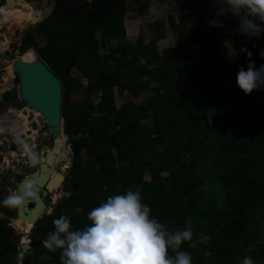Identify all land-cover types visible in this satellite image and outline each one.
<instances>
[{"label":"trees","instance_id":"trees-1","mask_svg":"<svg viewBox=\"0 0 264 264\" xmlns=\"http://www.w3.org/2000/svg\"><path fill=\"white\" fill-rule=\"evenodd\" d=\"M171 1L178 22L147 24L176 36L171 57L141 37L99 55L126 36V12L147 14L146 0H53L39 24L46 43L24 33L19 58L34 49L61 81L63 132L86 137L69 140V175L23 264H264V0ZM229 40L242 78L230 85ZM72 69L88 79L77 103ZM115 90L130 94L118 108ZM18 238L0 221V264H17Z\"/></svg>","mask_w":264,"mask_h":264},{"label":"rangeland","instance_id":"rangeland-1","mask_svg":"<svg viewBox=\"0 0 264 264\" xmlns=\"http://www.w3.org/2000/svg\"><path fill=\"white\" fill-rule=\"evenodd\" d=\"M28 2H36V0H31V1H28V0H0V7L7 6L9 8H16V9H19L20 12L30 17V21L23 24V26H21L20 28L19 27L10 28V29H6V31L0 30V42L4 40L8 41V43L0 46V119L13 120L14 124H16L17 127H20V122H21L23 131H20V132L22 133L24 132L26 134L25 135L23 133L22 137L18 139H13L14 142L11 146V150L6 149L0 153V170L3 169L2 171H0L1 177H3V178H0V180L3 179L1 184H3L2 188L6 191L4 193H1L0 195V209L13 208V205H15L14 202L16 198L11 197L9 199V196L10 194H12L13 196L14 189L12 186L15 185V183L16 184L18 183V180L16 179L15 176L17 173L22 175L30 171L28 170V167H25L27 166V164L25 163L24 160L28 155L26 153L25 148L21 144H24L26 146L28 144V147L32 148V147H35V143L38 140H42L46 137L45 127L41 125L40 123L38 124L37 131L30 129V127L28 126V124L30 123L27 120V115L30 112L28 109L22 107V109L17 110L16 114L12 112L11 114L9 113L10 109H15L16 107L18 108L23 105L19 101V98H18V94H19L18 93V81L16 79V76L13 73V70H10V65L13 63V61L18 59L21 55L17 48L20 38L23 36V34L26 31H30L35 36V39L39 46H42L43 44L46 43V40H48V37L45 34H43L41 31H39L40 29L39 24L43 19H45L48 16V14L50 13L53 7V3L50 4V1H48L46 5L36 4L37 6H34L35 9H33L32 6H30ZM147 2H148L147 14L140 15V17L138 16L136 18L133 17L135 21L133 23H127V27L125 28L126 36L121 39H113L107 43L106 47H101L99 50V55L101 57L111 52L114 49L116 43L123 42V43H128L129 45H134L138 37H139V40L141 37L143 44H146L148 43V41L153 40L154 46L160 55L171 57L176 54L177 38L174 34L171 33L167 25H166L163 38H156V36L154 35L153 29L147 26L148 22H151L154 19L163 18L164 20H166V16L169 14H171L175 18V20L178 22L179 21V11L174 8L175 3L172 2L171 0H147ZM37 10L38 11L41 10L39 12L41 13V15L37 18V21L35 22L36 19L32 18L31 14ZM49 23L53 24V23H56V21L54 19H51ZM125 24L126 23H124V27H125ZM95 36L97 37L98 33H96ZM237 42L238 41H233V40L228 41L229 46H230L229 58L233 62L230 76H227L229 85L234 83L235 81L242 79L240 76L239 64L237 63V59H236V46H237L236 43ZM30 49L34 53L35 57L40 58L39 55L34 51V49L32 48ZM199 51H200V47L197 44H194L190 48L191 54H197ZM28 55H30V52L26 53L21 58L29 59L30 56ZM115 55L118 56L119 54L115 53ZM44 64L47 66L45 62ZM70 74H72L75 81H78L79 83H81L79 90L76 92H72L69 95V102L77 103L83 98V90L88 84V79L85 78L80 71H77L75 69H72L70 71ZM5 93H7V95L9 96V99L7 100V102L6 101L4 102L2 100ZM148 95H150L149 91L142 90L140 94L132 100L136 103H139L141 100L145 99ZM99 96H100V93L93 94L91 96V100L93 104H97L99 102ZM129 98H130V94L128 92H125L123 96H120L117 94V91L115 90L116 108H118L126 99H129ZM15 102L18 103L17 106H14ZM61 102H62V98H61ZM61 108H63V105H61ZM23 109L26 111V115L22 114ZM90 116H94V114H90ZM5 117H9V118H5ZM33 120L36 121L35 115H33ZM150 121L151 120H142L141 124L148 125ZM63 122H64V119H61V125L59 127V130H60V133L65 138L66 134L63 132V127H62ZM26 131L29 132V134H27ZM68 151L69 153H72L70 147ZM10 153H13L14 156H11L12 154ZM20 156H22L23 158H20ZM64 158H66V156ZM60 161L61 160H59V162ZM57 164L59 165V163ZM7 165H10V167H13L12 168L13 170L11 168L4 169L7 167ZM70 165L71 163L69 161V158L67 159L66 164L61 165V169L65 177L69 175ZM6 171H11V172L7 173ZM143 178L147 180L149 179L148 172L146 170L143 173ZM63 185L64 184H62L59 187H56V189L52 191L50 196H48L49 202L48 204L46 203V213L47 214H49L52 211L53 204H55V202L57 201L56 199H58L61 196V193H62L61 190H62ZM8 212H9L8 214H5L6 217L15 218L14 210L10 209ZM15 226L20 227L19 222L17 220L15 221ZM23 231L25 232L24 229ZM63 232L66 234V237H69L72 240H77L78 238L76 233L71 228L63 230ZM21 235L23 234L19 233V238H21ZM26 241L27 240L25 239V243H24V238H22L21 243H24V244H21V243L19 244V247L21 249H23V246L26 245ZM44 257L45 256L42 255L40 257V260L42 263L44 262V264H47L45 263L46 260L44 259Z\"/></svg>","mask_w":264,"mask_h":264},{"label":"water","instance_id":"water-1","mask_svg":"<svg viewBox=\"0 0 264 264\" xmlns=\"http://www.w3.org/2000/svg\"><path fill=\"white\" fill-rule=\"evenodd\" d=\"M29 4L32 6L31 3ZM11 68L18 81L19 101L30 110L38 112L37 121L45 127L46 138L39 141L37 145L45 146L50 143L49 138H52L50 148L41 147L37 158L29 157V165H33L34 170L25 174L17 187L14 186L17 188L15 217H21L34 225L40 217L46 215V204L43 198L62 179L58 170L51 169L52 160L55 156L61 157L66 154L65 150L70 147L69 140L85 138L86 135L81 132L70 133L64 138L60 133L61 81L40 58L35 57L32 61H23L18 58L13 61ZM25 113L26 111H23V114ZM31 119L32 113L30 112L28 120ZM30 127L36 130L38 128L36 121H31ZM62 136L63 143H61ZM67 157L71 163L72 153H67ZM64 162L65 159H62V163ZM6 224H9L8 221ZM25 246L24 251L20 252V261L25 252L29 253L30 247Z\"/></svg>","mask_w":264,"mask_h":264},{"label":"bare ground","instance_id":"bare-ground-1","mask_svg":"<svg viewBox=\"0 0 264 264\" xmlns=\"http://www.w3.org/2000/svg\"><path fill=\"white\" fill-rule=\"evenodd\" d=\"M31 17L32 18H35L37 20V13L36 12L32 13L31 14ZM29 21H30V17L27 16V15H25L24 13L20 12L19 9L9 8L7 6L0 7V30L1 31L2 30H5L6 31V29L15 28V27H19L20 28L21 26H23V24H25V23H27ZM6 43H8L7 40H4V41L0 42V46L1 45H4ZM28 56H30L29 59H25V58H20V59H22L23 61H32L35 58L34 55L31 52H30V55H28ZM10 70H12L11 69V65H10ZM24 108L28 109L32 113V119L31 120H33V115H35L36 116V121H37V117H39V113L36 112V111L30 110L27 107H24ZM23 111H25V110L24 109L22 110V114H23ZM29 113H28V115H29ZM23 115H26V113L23 114ZM28 115H27V120H28V117H29ZM33 121H35V120H33ZM29 125H30V123L28 124V126ZM27 133H29V132H27ZM61 143H63V140L62 139H61ZM65 152H66V154L64 156H61V157L55 156L54 159L58 158V159L61 160L60 162H62V159H65V162L64 163H61V164H66L67 163V159H68L67 153H69V151L68 150H65ZM65 156H66V158H64ZM54 159L52 160V163L54 162ZM52 163H51L50 167H51L52 170H54V168L52 167ZM59 175H61L60 178L62 177V179L60 180V182L58 183L57 186L54 185V187L52 188V190L56 189V187L61 186V184H63V182H64V177H65L64 174L62 172H60ZM16 203H17V200L15 199L14 204L16 205ZM10 220H13V219H9L8 220V223L9 224H11V222H12ZM16 220L19 222L20 227L23 226V228H21V229H24L25 232H28L31 229L32 223L30 221H26V220L22 219L21 217H17ZM20 227H18V228L15 227V229H16L15 232L17 234L22 233V230H20ZM25 247L26 246L24 245L22 250H24Z\"/></svg>","mask_w":264,"mask_h":264},{"label":"clouds","instance_id":"clouds-1","mask_svg":"<svg viewBox=\"0 0 264 264\" xmlns=\"http://www.w3.org/2000/svg\"><path fill=\"white\" fill-rule=\"evenodd\" d=\"M23 37V36H22ZM22 37L20 38V39H22ZM20 44H21V40H19V43H18V47L20 46ZM17 47V48H18ZM20 52V51H19ZM20 54H22V53H20ZM44 62V61H43ZM97 93H100V92H97ZM96 93V94H97ZM61 98H62V84H61ZM99 99H100V96H99ZM15 106V105H14ZM22 107H25L24 105H22V106H20V107H16L15 109H10V111H9V113L11 114V112L12 113H14V114H16L17 113V110L18 109H22ZM29 116V115H28ZM61 115H60V125H61ZM30 121V123H31V121H33V120H29ZM37 123V125L39 124V122L37 121L36 122ZM29 127H30V125H29ZM60 127V126H59ZM31 128V127H30ZM20 131H23L22 130V124H21V122H20V127H18V133L20 132ZM36 131H37V129H36ZM27 132V131H26ZM24 133V132H23ZM23 133L22 132H20L19 134H15L14 136H16L15 137V139H18V138H20V137H22L23 136ZM25 134V133H24ZM27 134H29V133H27ZM26 135V134H25ZM10 138H11V136H10ZM46 138V137H45ZM44 138V139H45ZM44 139H42V140H44ZM42 140H39V141H42ZM49 140H50V138H49ZM38 141V142H39ZM38 142H36L35 143V147H32V148H29L28 147V144H27V146L26 145H24V144H21L24 148H25V150H26V153H27V157L25 158V160L27 159H29V157H31V156H33V158L35 159V157H34V155H33V153H32V151H34V150H36V148L37 147H39V149L41 148V147H44V148H50L48 145H50V143L49 144H47V145H40V146H38L37 145V143ZM12 144H13V142L11 141V146H12ZM70 149H71V147H70ZM2 151H4V149H2ZM73 156V155H72ZM22 156H20V158H21ZM37 158V157H36ZM62 163V162H61ZM29 167H34L33 165L32 166H30L29 165ZM34 170V169H33ZM17 175H19V174H17ZM20 181V180H19ZM1 182V181H0ZM16 182V181H15ZM63 184H64V182H63ZM17 185H18V183L16 184L15 183V185H13L12 187H13V189H14V191H13V196H12V194H10V196H12V197H15V198H17V188H14V186H16L17 187ZM1 188H0V192L1 193H4V192H6L3 188H2V186H0ZM10 196H9V198H10ZM32 206V205H31ZM5 209V208H4ZM4 209H2V211H3V213H4ZM12 210H14V212H15V205H13V208H11ZM47 214V213H46ZM4 215H5V213H4ZM15 218H17V217H15ZM15 218H12V217H6V215H5V218L4 219H2V220H0L1 221V223L3 222V223H7V221L9 220V219H15ZM6 225H8V226H10V227H12V228H14L12 225H10V224H6ZM33 226L34 225H32V227H31V229L28 231V232H24V231H22V234H23V236L25 237V239L27 240L26 241V245H27V247H30V239H29V233H30V231L32 230V228H33ZM15 229V228H14ZM16 230V229H15ZM21 239L20 238H18V244H17V247H16V249H17V255L18 254H20V252L21 251H24V250H19L18 249V247H19V244H20V241ZM30 249V248H29ZM29 252H30V250H29ZM26 253V252H25ZM24 253V254H25ZM24 254H23V256H24ZM19 256L20 255H18L17 256V264H23L22 263V260H23V257H22V260L20 261L19 260Z\"/></svg>","mask_w":264,"mask_h":264},{"label":"built area","instance_id":"built-area-1","mask_svg":"<svg viewBox=\"0 0 264 264\" xmlns=\"http://www.w3.org/2000/svg\"><path fill=\"white\" fill-rule=\"evenodd\" d=\"M5 118H9V117H5ZM20 133V132H19ZM18 133V127L16 124H14L13 120L10 119H0V153L2 152V149L6 150L9 149L11 150V141H13V139H15L16 136H14L15 134H19ZM11 136V138H10ZM23 158V157H21ZM8 168H13L10 167V165H7L6 168L4 169H8ZM3 169H1L0 171H2ZM13 170V169H12ZM11 172V171H6ZM0 178L1 177V173H0ZM3 180V179H2ZM0 180V181H2ZM5 215L2 211V209H0V220L4 219ZM19 250H22L20 247H18Z\"/></svg>","mask_w":264,"mask_h":264},{"label":"flooded vegetation","instance_id":"flooded-vegetation-1","mask_svg":"<svg viewBox=\"0 0 264 264\" xmlns=\"http://www.w3.org/2000/svg\"><path fill=\"white\" fill-rule=\"evenodd\" d=\"M38 1H39V3H38ZM46 1V0H45ZM48 1V0H47ZM28 3H31L32 4V8L33 9H35L34 8V6H37L36 4H38V5H44V4H46V2H43V0H36V2H28ZM41 7H43V6H41ZM38 11V10H37ZM37 11H35L36 13H37V18L40 16V14L41 13H39L41 10H39L38 12ZM37 20H35V22H36ZM24 35V34H23ZM36 132V131H35ZM61 139L63 140V136L61 137ZM39 141V140H38ZM37 141V142H38ZM52 146V138H50V145H49V147H51ZM23 152V151H22ZM32 153H33V155H34V157L36 158V157H38V154H39V147H37L36 148V150H34V151H32ZM10 154H12L11 156H14V154L13 153H10ZM59 160L60 159H58V158H56V159H54V162L52 163V167L57 171H60V172H62L63 173V171H62V169H61V162H59ZM25 161V163L27 164V166H25V167H28V170H30L29 172H31L33 169H34V167H29V161L26 159V160H24ZM57 163H59V165L57 164ZM18 174V173H17ZM16 174V175H17ZM27 174V173H26ZM64 174V173H63ZM25 174H19V178H18V182H19V180H21L22 179V177L24 176ZM65 176V175H64ZM64 180H65V177H64ZM52 191L53 190H51L50 192H48L47 193V195L45 196V198H43V201H44V203L46 204H48V202H49V197L48 196H50V194L52 193ZM39 193H40V191H39ZM57 200V199H56Z\"/></svg>","mask_w":264,"mask_h":264},{"label":"crops","instance_id":"crops-1","mask_svg":"<svg viewBox=\"0 0 264 264\" xmlns=\"http://www.w3.org/2000/svg\"><path fill=\"white\" fill-rule=\"evenodd\" d=\"M28 1H31V0H28ZM48 1H50V4H52L53 3V5H54V2L52 1V0H48ZM48 1L46 0H43V2H46V4L48 3ZM147 1V0H146ZM148 3V2H147ZM46 4H44V5H46ZM148 12V11H147ZM140 17V15H138L136 12H133V11H128V12H126V14H125V16H124V23H126L125 24V28L127 27V23H133L134 21H135V19L133 18V17ZM3 181V180H2ZM2 181L0 182V184L2 183ZM0 186H2L3 187V184L2 185H0ZM1 188V187H0Z\"/></svg>","mask_w":264,"mask_h":264}]
</instances>
